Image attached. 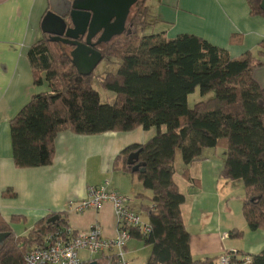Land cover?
<instances>
[{
	"label": "trees",
	"instance_id": "1",
	"mask_svg": "<svg viewBox=\"0 0 264 264\" xmlns=\"http://www.w3.org/2000/svg\"><path fill=\"white\" fill-rule=\"evenodd\" d=\"M260 3L247 0L251 15L264 16ZM148 18L144 1L137 2L126 31L97 47L102 61L115 67L99 74H80L69 57L72 48L41 35L27 60L33 85L46 90L36 93L9 122L12 160L17 169L51 165L54 140L64 131L99 135L153 129L154 136L127 147L113 163L114 170L129 174L151 194V207L141 208L150 233L142 236L131 230V237L150 248L145 264H215L219 256H191L181 214L185 197L173 180L175 154L180 153L183 176L195 184L186 168L200 161L205 149L225 150L220 177L242 183L241 212L247 228L264 231V89L253 78L254 70L264 66V39L256 54L232 59L196 36L144 35ZM94 82L112 99L102 102ZM197 91L199 99L190 105L189 97ZM17 220L12 217L6 223L0 218V233L8 234L0 247V264H24L28 251L68 229L64 213L52 214L25 236H16L11 224ZM243 236L242 231L229 232L231 239ZM250 259L249 264H264V252ZM96 262L118 264L113 254Z\"/></svg>",
	"mask_w": 264,
	"mask_h": 264
},
{
	"label": "crops",
	"instance_id": "2",
	"mask_svg": "<svg viewBox=\"0 0 264 264\" xmlns=\"http://www.w3.org/2000/svg\"><path fill=\"white\" fill-rule=\"evenodd\" d=\"M141 1L149 14L144 35L196 36L225 50L232 59L246 52L256 54L264 39V16L251 15L247 0ZM48 9L49 0H0V218L6 223L17 218L11 230L25 236L37 222L64 213L71 232L85 233L97 225L102 237L112 239L116 222L110 204L99 211L76 213L69 203L84 200L89 187L108 182L109 189L127 197L129 207L148 222L141 208L151 207L150 192L142 191L129 174L114 170L113 163L127 147L142 145L154 136L153 129L99 135L64 131L54 140L51 165L17 169L12 160L9 122L36 93L46 90L33 85L27 52L43 34L40 25ZM253 78L264 89V66L254 70ZM224 164L225 150H203L202 159L186 168L194 184L183 176L180 153L175 154L173 180L185 197L181 214L196 259L232 251L246 256L264 252V231H249L241 215L242 183L220 177ZM232 230L242 231L243 238L231 239ZM124 253L129 264H145L150 248L131 238ZM103 255L89 258L81 253L80 257L96 261Z\"/></svg>",
	"mask_w": 264,
	"mask_h": 264
},
{
	"label": "built area",
	"instance_id": "3",
	"mask_svg": "<svg viewBox=\"0 0 264 264\" xmlns=\"http://www.w3.org/2000/svg\"><path fill=\"white\" fill-rule=\"evenodd\" d=\"M110 204L116 222V236L112 239L102 237L97 225L85 233L55 232L44 239V246L28 251L24 264H89L94 259L83 260L81 253L89 258L101 254H113L118 264H129L125 258V247L131 240V230L142 236L150 233L149 223L129 207V199L109 189L108 182L87 189L86 198L78 203H69V209L80 213L89 209L99 211ZM250 256L232 251L223 253L215 264H249Z\"/></svg>",
	"mask_w": 264,
	"mask_h": 264
},
{
	"label": "water",
	"instance_id": "4",
	"mask_svg": "<svg viewBox=\"0 0 264 264\" xmlns=\"http://www.w3.org/2000/svg\"><path fill=\"white\" fill-rule=\"evenodd\" d=\"M138 1L141 0H49L41 32L51 41L71 47L69 57L77 71L90 75L103 60L97 47L126 31L130 10ZM260 9L264 11V0ZM7 237V233H0V247Z\"/></svg>",
	"mask_w": 264,
	"mask_h": 264
},
{
	"label": "rangeland",
	"instance_id": "5",
	"mask_svg": "<svg viewBox=\"0 0 264 264\" xmlns=\"http://www.w3.org/2000/svg\"><path fill=\"white\" fill-rule=\"evenodd\" d=\"M146 30H144V33L143 34H146L145 33ZM106 67H108L109 71H115V67L113 65H111L110 63H108L107 61H101L98 66L96 67L95 69V74H99L100 72H102ZM93 88L99 93L100 97H101V100L102 102H105L106 100H110L112 99V97H110L112 94L111 93H108V92H105L104 90H102L96 82L93 83ZM196 96H198V91L195 92L194 94H192L189 98V104L191 105L192 104V100H194V98H196ZM179 153V151L177 152ZM136 181V180H135ZM140 189H142V191H146L143 189V187L140 185L139 186ZM243 199V198H242ZM242 215V213H241ZM243 217V216H242ZM142 260V259H141Z\"/></svg>",
	"mask_w": 264,
	"mask_h": 264
}]
</instances>
